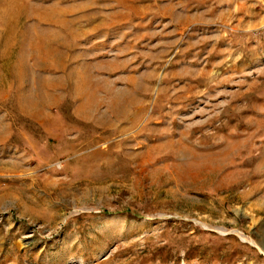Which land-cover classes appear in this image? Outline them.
I'll return each instance as SVG.
<instances>
[{
    "label": "rangeland",
    "instance_id": "374dc122",
    "mask_svg": "<svg viewBox=\"0 0 264 264\" xmlns=\"http://www.w3.org/2000/svg\"><path fill=\"white\" fill-rule=\"evenodd\" d=\"M0 264H264V0H0Z\"/></svg>",
    "mask_w": 264,
    "mask_h": 264
}]
</instances>
